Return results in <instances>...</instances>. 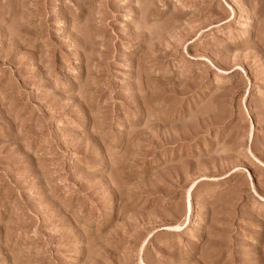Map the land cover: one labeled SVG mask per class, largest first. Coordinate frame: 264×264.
Segmentation results:
<instances>
[{"label": "rangeland", "instance_id": "obj_1", "mask_svg": "<svg viewBox=\"0 0 264 264\" xmlns=\"http://www.w3.org/2000/svg\"><path fill=\"white\" fill-rule=\"evenodd\" d=\"M0 264H264V0H0Z\"/></svg>", "mask_w": 264, "mask_h": 264}, {"label": "bare ground", "instance_id": "obj_2", "mask_svg": "<svg viewBox=\"0 0 264 264\" xmlns=\"http://www.w3.org/2000/svg\"><path fill=\"white\" fill-rule=\"evenodd\" d=\"M187 212H188V213L190 212V206H188V208H187Z\"/></svg>", "mask_w": 264, "mask_h": 264}]
</instances>
